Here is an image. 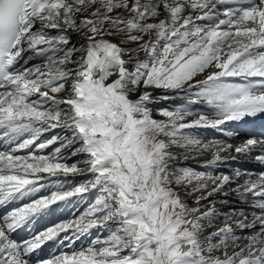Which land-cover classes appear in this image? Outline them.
I'll list each match as a JSON object with an SVG mask.
<instances>
[{
  "label": "snow or ice",
  "instance_id": "obj_1",
  "mask_svg": "<svg viewBox=\"0 0 264 264\" xmlns=\"http://www.w3.org/2000/svg\"><path fill=\"white\" fill-rule=\"evenodd\" d=\"M154 90L184 102L154 109ZM260 115L264 0H0V264H34L49 241L71 250L35 264H264V171L233 180L173 163L234 150L264 165V138L225 148L189 131ZM193 183L252 210L223 214L219 243L201 237L222 214L181 199ZM89 192L79 215L14 238ZM93 228L108 235L74 248Z\"/></svg>",
  "mask_w": 264,
  "mask_h": 264
},
{
  "label": "bare ground",
  "instance_id": "obj_2",
  "mask_svg": "<svg viewBox=\"0 0 264 264\" xmlns=\"http://www.w3.org/2000/svg\"><path fill=\"white\" fill-rule=\"evenodd\" d=\"M73 39L76 40L78 38L74 36ZM141 56H143V53H141ZM165 94H167L170 97V99H162L161 97ZM154 101H155L153 104L154 109L174 108V107H176V106H178L184 102L183 93H165L163 90H154ZM205 107H206L205 105H196V106H194L193 110L194 111H205V110H203V108H205ZM156 118L160 119L161 117H159L157 115ZM230 122L234 123L235 127L242 128L243 126L253 125L255 121L252 118H245L244 120H241V121H229V122H226L225 124L230 123ZM225 124H222L220 126H224ZM220 126H218V128ZM210 128L213 129L214 127L205 126V127L194 128V129H191L189 131L191 133L193 132L194 133V134L192 133L193 135L197 136L199 139L202 140V138H200L201 137L200 134H202L204 132H208ZM56 131L59 132V129H57ZM51 135H52L51 132L45 133L46 137H50ZM176 149L177 148L173 149V151L175 153H177V154L182 153V151L178 152V151H176ZM204 156H208V154H205ZM201 157H203V156H201ZM242 157H244L246 159H250L249 157H245V156H242ZM197 158H200V157H197ZM237 158L240 159V156H237ZM209 159L210 158H206L203 162H205V161H208V162L206 164H203V165H201V163H198V159H196V158H190V159H188V162L187 161H184V162H185V164L189 163L188 167L192 168L194 171H197V172L202 171L201 173H205V174H208L210 172V173H212L211 176L222 175V172H220V171L226 172L227 175H229L233 178V180L236 179L235 173L237 171L259 172L257 170H258L259 166H261V164H259L254 159H252V162H246L245 164H243L241 166H237L236 163H233L231 165H226L225 162H220V161L213 164V163H210L211 159L210 160ZM223 160H225V159H223ZM69 162H71V159L69 160ZM184 162H181V163H184ZM193 162H195V163H193ZM228 163L230 164L231 162H228ZM175 166L178 168L179 165L175 164ZM230 166H233V167H230ZM217 172H220V173L218 174ZM69 179L78 183L81 180H83L84 178L81 176H70ZM242 182L243 181L241 180V183ZM208 183L210 184L211 181H208ZM233 185H235V184H233ZM195 188H196V185H195V183H193L192 185L188 186L187 190H185L184 187H183V189L180 188V190H179L182 196H184V197L188 196V202H190V204H187V205L189 208H195V207L201 208V207H203L206 210L207 208L212 207L211 202L217 201V203H218L219 201H231V203H229L228 205H226L220 209H215L218 213L222 214V215L217 216L213 221L212 227L213 228L217 227L216 231H218L219 228L224 227V219H223L224 216H223V214H230L233 209H235L237 211L243 210L247 213H250L252 211L250 209L249 205L240 202L239 197L234 192H232L231 188H229V187H225V189L222 191L221 194H219L220 193L219 192V193L215 194L214 196L209 197L208 199H201V197L207 196V192L196 191ZM195 192H197V193H195ZM192 193H194V195ZM191 196H192V199L190 200ZM197 200H201L199 205L196 203ZM251 218L252 217L249 216V219H251ZM230 223H231V226L234 229V232L236 235L237 234L238 235L243 234V233L246 234L247 232H249V234H250L251 230L245 229L242 231L240 228H238L236 226L235 221H232ZM210 228L211 227H207V225H206V230H208ZM90 230H93V229H90ZM216 231L214 230V232H216ZM97 232L98 231L91 232L92 233L91 236L94 235V239L97 238V236H98ZM213 233H211V234L207 233L206 235L202 236L201 239H204L205 237H212V240H213V237H215V236H213ZM107 235H108L107 232H105L103 235H99V237L107 236ZM211 242L212 243H219V242H215V241H211ZM245 243H246V241H245ZM241 246H243V245L241 244ZM233 247L234 246H230L227 248V251L229 254H231V252L233 251ZM236 250H238V249H236ZM224 251H225V249L222 248V249H220V251L216 255L223 257Z\"/></svg>",
  "mask_w": 264,
  "mask_h": 264
},
{
  "label": "rangeland",
  "instance_id": "obj_3",
  "mask_svg": "<svg viewBox=\"0 0 264 264\" xmlns=\"http://www.w3.org/2000/svg\"><path fill=\"white\" fill-rule=\"evenodd\" d=\"M176 151H178V152H180V151H185L184 149H176ZM184 161H187L188 162V160H184L183 158H181V159H179L178 161H175V162H173L174 164H176V165H179L178 166V168H180V167H188V165H189V163L188 164H185V162ZM181 162H184V163H181ZM200 162H203V161H201L200 159H198V163H200ZM193 163H195V162H193ZM192 166V165H191ZM190 168V167H189ZM200 172H202V171H200ZM206 175H212V173H208V174H206ZM233 188L235 187V185H233L232 186ZM182 189H183V187H181ZM225 189V188H224ZM179 190H180V188H179ZM195 193H197V192H195ZM222 192H220L219 194H221ZM193 195H194V193H192ZM191 194V195H192ZM181 199L183 200V202L185 203V204H190V202H188V196L187 197H184V196H182L181 195ZM192 199V196L190 197V200ZM213 200V199H212ZM188 202V203H187ZM229 203H231V201H219L218 203H217V201H215V203L213 204V203H211V205H212V207H214L215 209H220V208H222V207H224V206H226V205H228ZM202 211L203 210H205L203 207H201L200 208ZM223 219H224V217H223ZM216 229H217V227H211L210 229H208V230H206V232H204V235H206L207 233H209V234H211V233H213L214 232V230L216 231ZM90 231V232H89ZM88 232V234H91L92 235V233L91 232H95V231H100V234L99 235H103L105 232H107V231H105L104 229H100V228H93V230H89ZM251 232V231H250ZM108 234V233H107ZM249 234V232H247L246 234L245 233H243V234H239V235H248ZM99 235L97 236V237H99ZM203 235V236H204ZM238 235V234H237ZM212 241H215V242H219V238L218 237H213V240ZM222 249V248H221ZM217 254V253H216Z\"/></svg>",
  "mask_w": 264,
  "mask_h": 264
}]
</instances>
